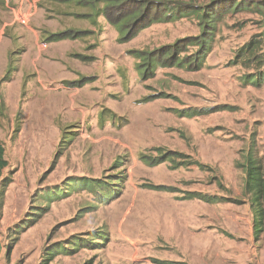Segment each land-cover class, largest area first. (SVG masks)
I'll return each instance as SVG.
<instances>
[{"label": "rangeland", "instance_id": "rangeland-1", "mask_svg": "<svg viewBox=\"0 0 264 264\" xmlns=\"http://www.w3.org/2000/svg\"><path fill=\"white\" fill-rule=\"evenodd\" d=\"M6 2L4 23L13 10L28 21L16 14L6 26L17 41L0 64L8 162L0 179V264H41L58 248L50 264H264L243 167L251 149L264 166V84L244 82L253 70L235 60L260 31L259 17L247 10L225 16L200 69L144 76L138 52L199 35L197 19L155 23L126 39L103 3L36 0L35 9L33 0H8L12 10ZM25 26L49 45L46 57L56 49L48 68L40 65L43 83L19 61ZM67 30L79 36L48 40ZM26 39L37 51L29 31ZM74 179L119 183L101 199L94 189H71Z\"/></svg>", "mask_w": 264, "mask_h": 264}, {"label": "trees", "instance_id": "trees-1", "mask_svg": "<svg viewBox=\"0 0 264 264\" xmlns=\"http://www.w3.org/2000/svg\"><path fill=\"white\" fill-rule=\"evenodd\" d=\"M77 3L89 4L92 9L95 7L99 9L98 4L103 3L104 6L101 12L105 13L110 24L119 29L122 37H125L128 33L126 39L132 37L135 30L141 31L155 23L170 22L182 18H195L198 20L201 29L199 35L183 38L177 40L174 44L164 45L154 50L138 52L137 57L140 59L138 69L142 70L144 76L153 75L158 68L173 66L186 67L190 70L200 69L204 65L208 54L212 51L217 27L225 16L242 10L250 11L259 17L258 24L261 29L237 50L235 60L237 64L245 69L253 70L243 76L244 82L258 87L264 84V0H210L203 4L180 0H77ZM78 36L79 34L72 35L67 30L50 34L48 40L59 41ZM193 47L195 50L188 53L189 49ZM183 53L187 54L183 55ZM11 71L9 70V72ZM8 77L9 73L3 77L2 81L7 80ZM81 83L80 80L78 84ZM191 115L188 117H191ZM4 153V146L0 142V179L2 178V171L8 163ZM243 167L245 170L244 193L249 197L254 214L253 231L255 237L259 239L264 234V166L261 159L251 149L245 156ZM115 181L117 179L112 181L74 179L67 185H71V189L81 186L94 189L96 193L100 194L101 199H106L102 194L112 196L114 190H117L116 188L112 189L113 185L119 183ZM3 195L4 192L2 191L1 196ZM191 198H196V196ZM202 199L213 201L209 197H203ZM18 228L14 230L16 236L8 244L7 257L10 256L14 244L18 241L23 226ZM102 244L103 242L100 241L96 245ZM58 249H54L53 252L47 250L42 260L44 263L41 264H50L54 256L63 248ZM75 251L77 250H72V253ZM84 264H95V262L93 259H88Z\"/></svg>", "mask_w": 264, "mask_h": 264}, {"label": "crops", "instance_id": "crops-1", "mask_svg": "<svg viewBox=\"0 0 264 264\" xmlns=\"http://www.w3.org/2000/svg\"><path fill=\"white\" fill-rule=\"evenodd\" d=\"M6 1H7L6 5L13 10L15 5L11 6L8 4V0H6ZM26 1L29 4L30 0H26ZM33 1L35 3L33 6H35V9H36L37 8L36 7V0H33ZM22 3H23V1H22ZM30 6L32 7L31 4H30ZM26 7H28V6H26ZM0 11H1V8H0ZM13 13H14L13 15H14L15 19L13 17L12 22L15 23L17 12H15V10H13ZM12 22L10 21L9 23L8 22L4 23L2 20V17L0 16V55H1L0 64L1 65H2V63H4V59L2 57L5 58V56L6 57L8 56L9 51L12 49L14 43L17 41V40L13 39V37L10 35V33L8 35H5L6 26L12 25ZM25 27L26 28H22L24 31L22 41H24V43L22 44L23 50H22V54H21L19 61L22 63V65L28 66V68L29 67L34 68L36 70L37 75L39 76V81L41 83H43L44 81L41 78L42 71H39L40 65L43 63L42 61H44L43 69H47L48 68L47 62H48V64H51V61L49 59L52 58V56H54L56 49L53 48L52 52L51 53L49 52L50 56L46 57L45 54H46V51L48 49L47 47L49 45L48 44H46V46H44V44L42 45L41 40H40L41 39L40 32L38 30H36L34 28V26H25ZM27 31L32 33V37H33L35 46L38 48L37 51L33 50V48L29 45V42L26 39ZM45 48H47V49L44 51ZM45 61H47V62L45 63Z\"/></svg>", "mask_w": 264, "mask_h": 264}, {"label": "built area", "instance_id": "built-area-1", "mask_svg": "<svg viewBox=\"0 0 264 264\" xmlns=\"http://www.w3.org/2000/svg\"><path fill=\"white\" fill-rule=\"evenodd\" d=\"M17 17L21 19L22 23H27L28 18L24 14H17Z\"/></svg>", "mask_w": 264, "mask_h": 264}]
</instances>
